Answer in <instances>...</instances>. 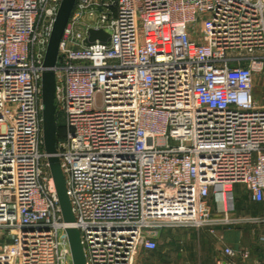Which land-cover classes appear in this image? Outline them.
<instances>
[{
    "label": "built area",
    "instance_id": "2783aa9c",
    "mask_svg": "<svg viewBox=\"0 0 264 264\" xmlns=\"http://www.w3.org/2000/svg\"><path fill=\"white\" fill-rule=\"evenodd\" d=\"M61 2L0 0V264H73L69 228L86 264H136L164 230L233 223L237 185L264 202V0H77L56 67L66 223L42 118Z\"/></svg>",
    "mask_w": 264,
    "mask_h": 264
},
{
    "label": "crops",
    "instance_id": "0c3cea01",
    "mask_svg": "<svg viewBox=\"0 0 264 264\" xmlns=\"http://www.w3.org/2000/svg\"><path fill=\"white\" fill-rule=\"evenodd\" d=\"M237 188L236 186L234 189V196ZM215 200V203L221 202V200ZM213 212L216 218L223 217L222 209L216 211L213 207ZM235 212L234 205V211L230 213V216ZM258 215L264 217V208L257 210L251 205L231 224L219 225L213 229L210 227L184 230L174 239L179 243L170 245L165 264H218L220 261L223 264L264 262V218L258 220L256 219ZM173 237L175 236H172L169 241ZM226 248L235 251L236 256L225 255Z\"/></svg>",
    "mask_w": 264,
    "mask_h": 264
},
{
    "label": "water",
    "instance_id": "95a60500",
    "mask_svg": "<svg viewBox=\"0 0 264 264\" xmlns=\"http://www.w3.org/2000/svg\"><path fill=\"white\" fill-rule=\"evenodd\" d=\"M76 2L77 0H62L60 4L46 51L42 76L44 149L48 155V163L54 179L63 218L68 224L74 223L75 217L67 194L65 176L61 168L57 149L56 67L60 60V43L73 14ZM96 40H100L103 44H108L110 36L103 30H91L86 44L88 46L92 45ZM66 233L73 264H86L80 232L75 228H69Z\"/></svg>",
    "mask_w": 264,
    "mask_h": 264
},
{
    "label": "rangeland",
    "instance_id": "374dc122",
    "mask_svg": "<svg viewBox=\"0 0 264 264\" xmlns=\"http://www.w3.org/2000/svg\"><path fill=\"white\" fill-rule=\"evenodd\" d=\"M255 97L258 102L264 104V69L262 72L257 73L255 76ZM237 190L235 191V207L236 212L231 214L230 219L234 220L237 217H241L244 210L251 206L257 210L264 208V202L262 203H253L251 201V194L244 185H237ZM216 198L212 197L213 207L215 210L222 209L223 214V204L222 202H216ZM219 200V199H218ZM215 203V204H214ZM260 214V212L258 213ZM263 216L258 215L256 219L263 220ZM184 230L188 229H175V230H164L160 233L159 236V247L156 251H141L136 258V264H165V259L168 257L167 253L171 244H178L179 242L174 241L179 237L180 233H183ZM190 230V229H189ZM172 238L171 241L170 238Z\"/></svg>",
    "mask_w": 264,
    "mask_h": 264
},
{
    "label": "trees",
    "instance_id": "16d2710c",
    "mask_svg": "<svg viewBox=\"0 0 264 264\" xmlns=\"http://www.w3.org/2000/svg\"><path fill=\"white\" fill-rule=\"evenodd\" d=\"M57 124H58L57 143H59V141L62 138L63 132H64L63 124H62V121H61L59 115H57Z\"/></svg>",
    "mask_w": 264,
    "mask_h": 264
}]
</instances>
